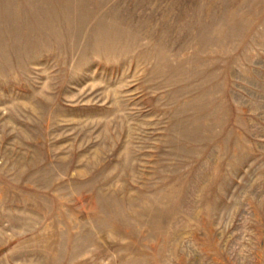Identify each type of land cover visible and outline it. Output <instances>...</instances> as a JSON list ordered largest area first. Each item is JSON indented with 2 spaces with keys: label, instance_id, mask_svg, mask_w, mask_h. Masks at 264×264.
I'll list each match as a JSON object with an SVG mask.
<instances>
[{
  "label": "rangeland",
  "instance_id": "374dc122",
  "mask_svg": "<svg viewBox=\"0 0 264 264\" xmlns=\"http://www.w3.org/2000/svg\"><path fill=\"white\" fill-rule=\"evenodd\" d=\"M0 264H264V0H0Z\"/></svg>",
  "mask_w": 264,
  "mask_h": 264
}]
</instances>
